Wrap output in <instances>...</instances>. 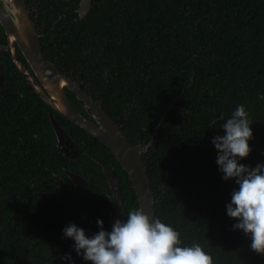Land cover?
Instances as JSON below:
<instances>
[{
    "label": "trees",
    "instance_id": "1",
    "mask_svg": "<svg viewBox=\"0 0 264 264\" xmlns=\"http://www.w3.org/2000/svg\"><path fill=\"white\" fill-rule=\"evenodd\" d=\"M24 1L45 57L102 106L133 146L151 143L142 160L155 218L179 232L183 244L199 243L213 264H264L226 215L236 185L222 180L215 162L211 137L223 132L209 128L215 117L223 122L219 113L229 116L244 104L253 138L240 162H264V101L256 98L264 92V0H94L83 19L82 0ZM0 45H8L1 23ZM16 56L29 67L19 47ZM1 60L0 264H61L69 252L74 264H91L76 256L62 229L75 223L92 235L99 218L110 230L115 210L104 166L119 179L125 215L139 208L133 183L103 142L33 90L10 51ZM49 113L78 146L77 159L59 152ZM24 143L27 154H20ZM69 173L87 186H74Z\"/></svg>",
    "mask_w": 264,
    "mask_h": 264
},
{
    "label": "clouds",
    "instance_id": "2",
    "mask_svg": "<svg viewBox=\"0 0 264 264\" xmlns=\"http://www.w3.org/2000/svg\"><path fill=\"white\" fill-rule=\"evenodd\" d=\"M264 101V92L257 94ZM209 128L223 134L211 137L216 165L224 181L233 180L236 188L226 204V215L236 221L232 229L250 237V248L264 255V162L250 167L240 161L251 152V116L244 104H237L229 116L219 113ZM126 219H117L110 230L97 219L98 231L88 235L75 223L67 224L63 237L73 241L77 257L91 264H213L212 255L196 242L183 244L170 224L149 217L141 209H130ZM61 264H74L71 253L59 257Z\"/></svg>",
    "mask_w": 264,
    "mask_h": 264
},
{
    "label": "water",
    "instance_id": "3",
    "mask_svg": "<svg viewBox=\"0 0 264 264\" xmlns=\"http://www.w3.org/2000/svg\"><path fill=\"white\" fill-rule=\"evenodd\" d=\"M94 0H82L78 13L85 18L92 7ZM0 23L3 26L8 45H0V87L3 84L2 51L12 50L15 58L18 46L25 56L35 76L16 58L20 70L27 74L28 79L36 92L59 114L85 130L90 135L103 142L115 155L135 188L139 209L149 217H155V195L144 164L142 155L149 151L151 143L147 146H133L118 125L107 115L102 106L91 96L84 92L71 78L65 76L57 66L44 55L40 34L24 0H0ZM42 83L44 89L37 82ZM67 90L73 92L84 107L91 112L94 121L82 115L70 100ZM47 92V94H46ZM53 128L57 137V147L60 153L69 159H77L81 152L76 143L67 132L52 117ZM112 196L110 198L115 214L113 223L119 219H126L123 207V198L119 179L114 170L103 167ZM70 178L77 187H86L84 177L69 173ZM2 236V207L0 199V245Z\"/></svg>",
    "mask_w": 264,
    "mask_h": 264
},
{
    "label": "flooded vegetation",
    "instance_id": "4",
    "mask_svg": "<svg viewBox=\"0 0 264 264\" xmlns=\"http://www.w3.org/2000/svg\"><path fill=\"white\" fill-rule=\"evenodd\" d=\"M18 47V46H17ZM16 47V48H17ZM20 49V48H19ZM11 52V54H12V57H13V60H14V62L16 63V65H17V67H18V63H17V61H15L16 59H17V56H16V51H15V58H14V56H13V53H12V50L11 49H9L7 52ZM18 60V59H17ZM20 62V61H19ZM21 63V62H20ZM23 64V63H22ZM28 66L29 67H27V69L29 70H31L32 71V69L30 68V65L28 64ZM19 68V67H18ZM19 70H20V68H19ZM29 70V71H30ZM21 71V70H20ZM30 71V72H31ZM22 72V71H21ZM23 73V72H22ZM34 76H35V74L33 73V71L31 72ZM23 75H25L26 76V78H27V80H28V83H29V85L33 88V90L36 92V90H35V88L32 86V84L30 83V81H29V79H28V76H27V74H24L23 73ZM36 80H37V82L40 84V86L44 89V87H43V85H42V83L39 81V79L36 77ZM37 93V92H36ZM38 94V93H37ZM46 94H47V92H46ZM39 95V94H38ZM40 96V95H39ZM41 97V96H40ZM42 98V97H41ZM43 99V98H42ZM44 100V99H43ZM45 101V100H44ZM46 102V101H45ZM47 103V102H46ZM48 104V103H47ZM49 105V104H48ZM74 105V104H73ZM84 105V104H83ZM51 107V106H50ZM52 108V107H51ZM76 108V107H75ZM77 109V108H76ZM86 109V108H85ZM78 110V109H77ZM80 112V111H79ZM58 113V112H57ZM86 113H87V115H88V117L90 118H92V121H94V119H93V116H92V114H91V112L90 111H88L87 109H86ZM82 114V113H81ZM61 115V114H60ZM83 115V114H82ZM49 116H50V121H51V123H52V117H54L53 116V114L52 113H49ZM55 118V117H54ZM56 119V118H55ZM58 122V121H57ZM59 123V122H58ZM61 125V124H60ZM63 128V127H62ZM52 129L54 130V128H53V124H52ZM64 129V128H63ZM54 132H55V130H54ZM55 135H56V133H55ZM57 138V137H56ZM23 142H24V140H23ZM57 143H58V141H57ZM28 145L27 144H25L24 143V145L21 147V149H20V151H19V153L20 154H24V153H26L27 154V150H26V147H27ZM62 154V153H61ZM63 155V154H62ZM65 156V155H64ZM65 157H67L68 159H69V157L68 156H65ZM70 160H73V159H70ZM70 177V176H69ZM72 180V179H71ZM42 182H39V184H41ZM72 183H73V181H72ZM73 185L75 186V184L73 183ZM40 187H41V185H40ZM77 187V186H76ZM79 188H82V187H79Z\"/></svg>",
    "mask_w": 264,
    "mask_h": 264
}]
</instances>
